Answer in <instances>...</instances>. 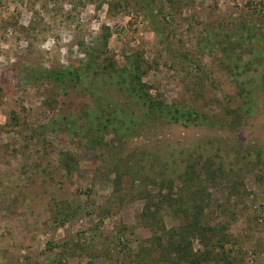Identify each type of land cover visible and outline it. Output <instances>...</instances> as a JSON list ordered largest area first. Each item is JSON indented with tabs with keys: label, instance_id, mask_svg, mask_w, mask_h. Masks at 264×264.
<instances>
[{
	"label": "rangeland",
	"instance_id": "obj_1",
	"mask_svg": "<svg viewBox=\"0 0 264 264\" xmlns=\"http://www.w3.org/2000/svg\"><path fill=\"white\" fill-rule=\"evenodd\" d=\"M0 43V264H264V0H0Z\"/></svg>",
	"mask_w": 264,
	"mask_h": 264
},
{
	"label": "trees",
	"instance_id": "obj_2",
	"mask_svg": "<svg viewBox=\"0 0 264 264\" xmlns=\"http://www.w3.org/2000/svg\"><path fill=\"white\" fill-rule=\"evenodd\" d=\"M71 72V70H60V71H46L45 76L48 78H52L56 80L57 82H64L68 80L70 77L68 74ZM44 73V72H43ZM71 79V78H70ZM54 81L55 83H57ZM139 96V99L142 101V105L144 107V115L147 119L152 121H163L166 123H182L184 126H195L199 127L201 124L208 125L210 124L213 126V123L211 122V119L209 116L200 113L197 109L181 106L179 104H173V105H166L160 101H155L152 99V97L140 93L137 94ZM104 110V113H107V110L103 108L101 112ZM95 119L88 124V129L85 134L86 137H91L90 141L93 144H98V146H101L103 142H105V136L106 134H109L110 131L106 130L108 129V123H105L102 119L99 113L94 114ZM120 120V119H119ZM109 121V119H108ZM132 123V124H131ZM135 119L129 121V125L126 124L125 120H121V123L118 124L120 127L123 126L125 128L130 129L131 126L135 125ZM128 131V130H127ZM91 148V147H90ZM210 163V162H207ZM196 177L192 174H189L187 171L184 174V180L194 184V179ZM196 191V189L194 190ZM199 191V190H198ZM195 196V194L193 195ZM193 200V199H192ZM196 213L197 218L195 220V224L198 225L200 223L199 215L201 212H199L198 207H196ZM200 225V224H199Z\"/></svg>",
	"mask_w": 264,
	"mask_h": 264
},
{
	"label": "clouds",
	"instance_id": "obj_3",
	"mask_svg": "<svg viewBox=\"0 0 264 264\" xmlns=\"http://www.w3.org/2000/svg\"><path fill=\"white\" fill-rule=\"evenodd\" d=\"M12 10H13L12 9V6H9V12H11ZM88 11L89 12L94 11V5H90ZM5 18H7L6 15H5ZM95 27H98V26H95ZM70 39H71L70 36L69 37H65L66 42L69 41ZM53 43H54V41L49 40L48 43H46V44L43 45V48L50 49L53 46ZM9 47H10L9 44H2V43H0V49H3V50L6 51ZM67 54H68L67 53V49H62V56H67ZM10 59H11V61L13 63L15 62L14 57H11ZM0 63H7V60H6V58L3 55H0Z\"/></svg>",
	"mask_w": 264,
	"mask_h": 264
}]
</instances>
